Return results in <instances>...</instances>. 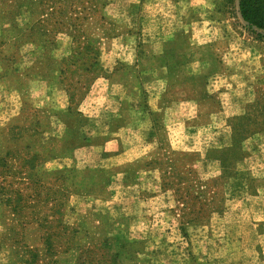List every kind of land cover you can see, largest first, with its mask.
Returning <instances> with one entry per match:
<instances>
[{
    "label": "rangeland",
    "instance_id": "rangeland-1",
    "mask_svg": "<svg viewBox=\"0 0 264 264\" xmlns=\"http://www.w3.org/2000/svg\"><path fill=\"white\" fill-rule=\"evenodd\" d=\"M172 19L176 31L159 56L168 67L166 98H194L204 112L225 104L233 145L209 151L211 176L193 166L198 155L172 150L137 67L143 99L124 108L116 131L135 128L146 113L161 144L151 159L126 169H133L124 173L126 188L116 187L125 167L106 159L138 144L137 134L94 144L100 139L86 136L90 118L81 105L97 79L142 58L158 63L149 40ZM257 33L241 17L239 0H0V113L7 90L18 88L22 97L18 116L0 115V264H264L260 243H219L203 228L222 213L224 181L237 174V161L264 160L247 141L264 132V41ZM120 37L125 41L116 42ZM127 44L137 54L128 66L119 60ZM115 59V70L107 69ZM191 62L198 64L193 74ZM31 80L64 89L67 108L45 102L51 94L32 89ZM109 140L108 149H90ZM79 148L86 151L71 162ZM151 167L159 169L160 188L143 190L137 176Z\"/></svg>",
    "mask_w": 264,
    "mask_h": 264
},
{
    "label": "crops",
    "instance_id": "crops-1",
    "mask_svg": "<svg viewBox=\"0 0 264 264\" xmlns=\"http://www.w3.org/2000/svg\"><path fill=\"white\" fill-rule=\"evenodd\" d=\"M173 22L174 19L171 22H166L169 25H163L161 30L159 28L154 29L156 31L152 34L154 38H149L151 45H155L154 48L150 45L149 55L158 57V63L151 65L149 63L150 58H142L140 64H133L137 57L136 50L133 49V46L127 44L125 48L126 57L119 60L126 62L127 66L128 64L133 65L122 70H115V66L119 62L115 59L114 63L107 67L111 71L115 70L111 77L97 79L92 85L90 93L82 102L81 110L90 118L85 127L86 136H89L90 139H100L94 144H99L102 142L101 138L108 139L111 135L121 136L125 131H133L137 134L136 143L138 142V144L129 146L125 151L121 150L106 159L114 162L111 163V166L116 168L125 167L119 170L123 173L118 174L122 178L121 183H118L116 187L126 188L122 182L129 179L124 173L128 172L131 175L130 171L133 170L128 171L126 169L151 159L159 151L161 144L160 134L153 127L150 115L143 112H140V115L142 113L145 115L140 116L135 128L123 126L118 128V132L116 131L115 121L119 119L123 110H125L124 108L138 105L143 99L141 77L137 72V67L143 75V85L149 90L146 103L149 109L155 112L156 116L164 118L163 131L167 134L172 150L198 155L199 158L193 166L203 168L204 173L211 176L212 163L216 162L209 158V151L233 145V130L228 121L229 110L225 104L220 105L217 109L204 112L200 106V101L194 98L185 97L179 101L171 100V102L166 98L167 81L164 74L168 72V67L159 63V56H163L166 42L170 39L171 34L176 31ZM123 40L124 38L120 37L115 41L120 43ZM116 54L118 56V53ZM109 58H112V56ZM156 60L154 58V61ZM200 67L201 65H199ZM197 69L198 64L196 62L186 65L189 74L195 73ZM30 86L32 89L45 87L51 94L45 102L52 104L53 107L59 110L67 108L68 97L64 89L49 86V83L43 80H33V82L31 80ZM5 97L7 107L1 110L0 115L9 114V118L18 116L22 104L19 89L11 88L7 90ZM235 98L234 103L238 111L240 113L244 112L240 98L238 96ZM174 113L175 115H173ZM180 114L183 116H180ZM247 141L251 143L255 153L264 154V132L251 135ZM113 143L114 140H109L104 147L92 145L90 149L103 151ZM85 151V148H79L75 151V157L66 159L71 160V162L75 159L78 162L79 154ZM102 153H100L101 157ZM235 168L238 170L237 174L228 176L224 181L225 201L222 213L213 216L210 223L203 228H206L205 232H208V234L211 231V236L215 238L214 241L219 243H260L264 248V160L252 161L245 157L237 161ZM137 177L143 190L152 191L160 188V172L157 168H145L139 172ZM116 180H119V178L117 177ZM253 190L259 194L261 201L256 200L258 194L252 195ZM210 241L212 240L210 239ZM230 256L238 255L233 252Z\"/></svg>",
    "mask_w": 264,
    "mask_h": 264
},
{
    "label": "trees",
    "instance_id": "trees-1",
    "mask_svg": "<svg viewBox=\"0 0 264 264\" xmlns=\"http://www.w3.org/2000/svg\"><path fill=\"white\" fill-rule=\"evenodd\" d=\"M239 11L247 24L258 30V37L264 41V0H239Z\"/></svg>",
    "mask_w": 264,
    "mask_h": 264
},
{
    "label": "water",
    "instance_id": "water-1",
    "mask_svg": "<svg viewBox=\"0 0 264 264\" xmlns=\"http://www.w3.org/2000/svg\"><path fill=\"white\" fill-rule=\"evenodd\" d=\"M242 17V16H241ZM244 20V19H243ZM245 21V20H244ZM246 22V21H245Z\"/></svg>",
    "mask_w": 264,
    "mask_h": 264
}]
</instances>
